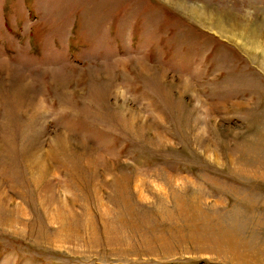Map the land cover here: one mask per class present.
I'll return each mask as SVG.
<instances>
[{
  "label": "rangeland",
  "instance_id": "rangeland-1",
  "mask_svg": "<svg viewBox=\"0 0 264 264\" xmlns=\"http://www.w3.org/2000/svg\"><path fill=\"white\" fill-rule=\"evenodd\" d=\"M0 264H264V0H0Z\"/></svg>",
  "mask_w": 264,
  "mask_h": 264
},
{
  "label": "bare ground",
  "instance_id": "bare-ground-1",
  "mask_svg": "<svg viewBox=\"0 0 264 264\" xmlns=\"http://www.w3.org/2000/svg\"><path fill=\"white\" fill-rule=\"evenodd\" d=\"M218 21L220 22V20L217 19L214 23L219 27V31L224 33V34H229L230 35V33H228V30H229V26H231L233 24L232 21L231 22H230V20L226 21V22L223 21L227 25L221 24V22L219 23ZM251 38H253V37L249 36L248 33H244L243 32L240 35V38L237 39V40H239V42H242L244 46H247V47L248 46H253V48H256L258 44H255V43H253V41H250V40H252Z\"/></svg>",
  "mask_w": 264,
  "mask_h": 264
}]
</instances>
